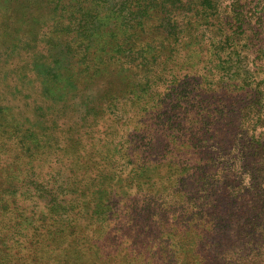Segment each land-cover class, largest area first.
I'll list each match as a JSON object with an SVG mask.
<instances>
[{"label":"rangeland","instance_id":"1","mask_svg":"<svg viewBox=\"0 0 264 264\" xmlns=\"http://www.w3.org/2000/svg\"><path fill=\"white\" fill-rule=\"evenodd\" d=\"M151 1L149 8L145 0H0V264H264V233L247 235L255 213L264 216L260 198L246 193L236 207L215 210L220 193L201 190V170L191 169L209 153L231 163L235 137L184 138L189 151L178 160L177 185L153 173L154 187L167 188L161 195L130 186L135 173L123 165L168 161L177 147L162 129L153 149L123 142L139 128L137 101L148 97L170 54L188 89L219 94L220 80L197 81L226 56L228 80L248 91L241 128L264 130L256 124L264 104V0H216L213 20L227 18L235 30L233 49L216 55L211 17L187 24L204 0H182L184 9L179 0ZM46 179L48 186L38 183ZM100 183L113 193L95 190Z\"/></svg>","mask_w":264,"mask_h":264},{"label":"trees","instance_id":"2","mask_svg":"<svg viewBox=\"0 0 264 264\" xmlns=\"http://www.w3.org/2000/svg\"><path fill=\"white\" fill-rule=\"evenodd\" d=\"M179 2L181 3V7L184 2H182V0H179ZM203 3L206 7H202L196 10V12H193L191 18L187 20V24L193 25V23L196 24L197 22L198 25H201L200 19H208L211 17V20L208 21L209 25L213 27L210 33H216L217 37L215 34L213 40L209 43L210 46H212L210 49L215 50V55L219 54L221 49H233L235 41L233 34L235 30L233 29L231 32L229 30L231 26L234 25L233 22L227 20V18L223 19V17L216 19V21L213 20L214 16L219 15L217 11V8L220 7L219 1L204 0ZM143 6H148L149 8L153 7V2L151 0H145ZM183 7L184 6H182L181 9H184ZM235 20L239 22L240 18ZM229 55L231 57V54ZM223 58L225 62H219L220 65L209 62L213 69L210 68V65H206L209 73L204 77L202 76V80H200L202 84L197 81L198 84L203 86V84H209L207 80H211V83L220 80L221 88H223L220 94L216 92V88L211 89L212 93L209 92L208 89L205 93L195 92V87L188 89L189 84L185 80L186 74H178L182 73L183 67L178 64H173L171 66L168 64L171 62L174 63L176 57L170 54L161 61V66L154 72L151 78L152 91H148V97L137 101L140 102V105L137 104L138 112L132 115H138L135 124H137L139 128L135 126V131L130 134L129 138L123 140V142L133 141L134 138L135 140L137 139L145 143L144 145H146L148 149H153L155 148L153 147V142L158 134L157 132L162 129L163 131L160 133V136L164 139L166 138L167 142H172L174 146L177 147L169 151V160H164L163 162L158 160L125 161L128 156L126 151H122L120 157L125 161L123 165L127 167L131 165L129 169L135 173L128 181V183L131 184L130 186L134 185L137 190H143L147 193L151 192L154 195H161L167 188L166 186L164 187L165 189L154 187V182L152 181L154 177L153 173L157 175L161 174V176L167 175L165 176L166 180H170V182L173 181V183L169 185L174 184L173 187H175L177 185L176 174L181 169L180 167L178 168V163L180 162L178 160L179 158L180 160L185 159H181V156L184 155L182 151H185L187 154L189 151L184 145L187 143V139L190 141L205 139L206 141H212L216 144V142L223 143V140H227L233 136L238 140V146L227 150L229 156L233 154L231 163L229 160L216 161L214 160L215 156L209 153L208 158L210 160L194 162L193 165H191V169L201 170L202 174H199L201 176L198 178L196 177L197 180L203 181L202 185H200L201 190L204 189L206 193H208V190L211 192L218 191V193H220V196H216L214 199L215 203L212 202L213 209L216 210V208L221 207L223 204L227 208L236 207L239 202L240 204L242 203L247 193L248 195H253L255 199L259 197L260 199L258 200L261 202L260 207L264 210V130L257 134L253 131H249L251 128H248L247 132L243 131L245 128H241V117L247 116L244 111L248 98V91L245 89L246 84L244 82H230L228 80L227 73L229 68L225 65V63H227L226 59L228 58L226 56ZM206 66L203 67L204 70L207 68ZM213 76H216L218 80L211 78ZM256 84L260 86L261 81H258ZM238 89L242 90L245 95L239 93ZM260 89L264 90L262 86H260ZM252 99L253 98H251V100ZM146 116H149V119L145 118ZM256 124L261 127L264 125V104L261 110L256 114ZM181 146L187 149H180ZM192 147L194 146H190V148ZM193 149H195L197 153L198 150H201V147L196 146ZM200 158L201 157L193 160L198 161ZM143 162L145 163L142 164ZM163 167H165V174L160 171ZM49 175L53 177L52 174ZM238 180L239 183H237ZM246 180H249V182L244 183ZM57 181L59 184L61 183L59 179H57ZM48 182H50L49 179H46L40 180L38 183L43 186H48ZM70 183L71 182L66 181L65 185L68 186ZM96 185L103 187L101 183L95 184V186ZM96 187L95 190L100 188L99 186ZM108 187L106 186L103 188L108 191V194L109 192L112 194L113 189ZM250 187H252L253 190H250ZM87 189L88 187L83 186L80 188V194H83L82 197ZM81 201L82 199L80 200L79 198L78 202ZM78 202L74 204L77 206ZM216 202L218 203L216 204ZM250 207L254 208L252 205H250ZM259 211L260 209L255 213L259 215L258 221L256 220L257 223H254L252 226L253 228L247 231V235H249L252 240L260 239L264 233V216H262L263 214ZM41 227L45 229L44 226L41 225ZM258 231H261V234ZM38 235H40V233ZM262 238H264V235ZM41 239L43 238L38 236L36 242L39 243ZM189 239L193 243L196 242L195 238ZM255 244L256 243H254V245Z\"/></svg>","mask_w":264,"mask_h":264}]
</instances>
